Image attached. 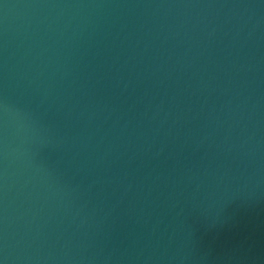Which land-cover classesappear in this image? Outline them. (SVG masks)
Returning a JSON list of instances; mask_svg holds the SVG:
<instances>
[{"label": "water", "instance_id": "1", "mask_svg": "<svg viewBox=\"0 0 264 264\" xmlns=\"http://www.w3.org/2000/svg\"><path fill=\"white\" fill-rule=\"evenodd\" d=\"M0 264H264V0H0Z\"/></svg>", "mask_w": 264, "mask_h": 264}]
</instances>
